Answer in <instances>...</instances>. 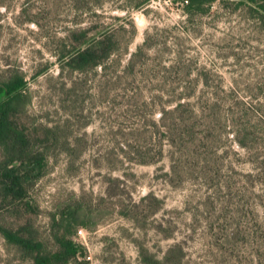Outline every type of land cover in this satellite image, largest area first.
I'll return each mask as SVG.
<instances>
[{"label":"rangeland","instance_id":"rangeland-1","mask_svg":"<svg viewBox=\"0 0 264 264\" xmlns=\"http://www.w3.org/2000/svg\"><path fill=\"white\" fill-rule=\"evenodd\" d=\"M184 1L0 0V84L25 78L14 120L47 164L24 199L0 196V225L55 252L71 211L79 264L176 243L184 264L264 262V18L251 0ZM99 41L110 54L79 68ZM0 264L33 262L0 235Z\"/></svg>","mask_w":264,"mask_h":264},{"label":"trees","instance_id":"trees-1","mask_svg":"<svg viewBox=\"0 0 264 264\" xmlns=\"http://www.w3.org/2000/svg\"><path fill=\"white\" fill-rule=\"evenodd\" d=\"M215 0H186V8L189 12L201 10L204 3ZM257 7V12L264 18V0H251ZM106 41H99L94 45L80 51L76 61H80V67L84 70L98 68L101 60L110 54V48L105 47ZM25 78L21 75L13 77L9 81L0 84V94L6 97L0 101V146L5 151V158L0 163V196L4 199L22 200L25 198L28 188L41 179L47 167L43 153L28 157V137L24 131L19 130L15 123V116L24 104L26 96ZM58 233L54 235L57 251L50 252L46 249V243L38 240L32 233H25V228L13 230L0 225V235L6 243L19 248L32 260L33 264H79L84 258L86 261V249L75 241L77 232L74 228L78 225L75 214L71 211L64 213L57 222ZM73 233L75 234L73 236ZM73 236V237H72ZM185 252L182 243H176L167 250L163 260L148 252L142 253L143 264H184ZM262 262V261H261ZM258 261L255 264H264Z\"/></svg>","mask_w":264,"mask_h":264},{"label":"built area","instance_id":"built-area-1","mask_svg":"<svg viewBox=\"0 0 264 264\" xmlns=\"http://www.w3.org/2000/svg\"><path fill=\"white\" fill-rule=\"evenodd\" d=\"M87 232H88V231L85 230V229H80V230H78L76 238H77V239H78V238H83V239H84V243H85ZM86 259L89 260V261H91L92 258H91V256L89 255V256L86 257Z\"/></svg>","mask_w":264,"mask_h":264}]
</instances>
